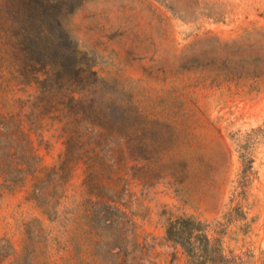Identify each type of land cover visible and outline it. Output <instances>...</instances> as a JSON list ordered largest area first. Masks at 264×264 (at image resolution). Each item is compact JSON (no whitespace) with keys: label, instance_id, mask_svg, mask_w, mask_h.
Segmentation results:
<instances>
[{"label":"rangeland","instance_id":"1","mask_svg":"<svg viewBox=\"0 0 264 264\" xmlns=\"http://www.w3.org/2000/svg\"><path fill=\"white\" fill-rule=\"evenodd\" d=\"M64 22L97 71L105 126L81 128L64 183L47 167L66 138L47 120L40 168L19 185L0 172V264H264V0H84ZM93 149L96 181L128 213L110 228L86 206ZM187 218L204 252L168 238Z\"/></svg>","mask_w":264,"mask_h":264},{"label":"trees","instance_id":"2","mask_svg":"<svg viewBox=\"0 0 264 264\" xmlns=\"http://www.w3.org/2000/svg\"><path fill=\"white\" fill-rule=\"evenodd\" d=\"M83 2L0 0V172L14 185L22 184L27 175L40 168L42 158L33 134H39L46 120L61 124L66 138L64 158L47 167L51 177L63 183L69 177L71 163L82 158L78 151L82 149L81 128L94 132L98 126H105L99 121L103 114L94 104L91 91L99 79L97 71L64 22L66 15ZM17 87L33 88L35 93L26 99L15 98L12 93ZM94 151L88 157L86 182L90 198L86 206L93 210L92 218L110 228L121 223L120 218L128 217V213L104 192L109 186L96 181L93 162L98 154ZM95 194L98 198L93 201ZM97 204L102 205L101 210L94 209ZM198 230H202V223L187 218L170 222L167 233L186 252H204L210 239Z\"/></svg>","mask_w":264,"mask_h":264}]
</instances>
